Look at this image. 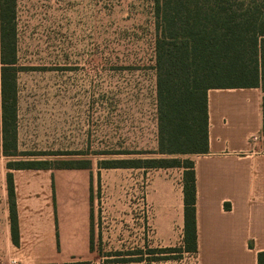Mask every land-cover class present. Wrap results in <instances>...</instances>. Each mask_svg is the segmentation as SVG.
<instances>
[{"label": "rangeland", "instance_id": "obj_1", "mask_svg": "<svg viewBox=\"0 0 264 264\" xmlns=\"http://www.w3.org/2000/svg\"><path fill=\"white\" fill-rule=\"evenodd\" d=\"M8 1L3 3L13 15L8 41L15 48L5 55L13 79L9 104H15V119L5 127L7 153L13 155L6 158L8 168L90 169L89 264H199L184 249L152 251L183 248L178 217L167 239L156 235L167 205L159 189L163 195L169 189L179 193L183 170L109 168L120 160L197 156L154 154L159 35L154 1ZM132 204L143 213V235L126 218ZM138 258L143 261L128 262Z\"/></svg>", "mask_w": 264, "mask_h": 264}, {"label": "crops", "instance_id": "obj_2", "mask_svg": "<svg viewBox=\"0 0 264 264\" xmlns=\"http://www.w3.org/2000/svg\"><path fill=\"white\" fill-rule=\"evenodd\" d=\"M1 66L0 31V264H89L93 174L90 169L8 168ZM263 102L261 88L207 92L208 153L193 159L199 264H258V254L264 253ZM9 174L18 245L11 235ZM159 190L167 205L156 235L164 240L176 217L183 224V195L181 188L179 193L169 189L167 195ZM126 218L135 234L143 235V213L138 214L137 205L132 204Z\"/></svg>", "mask_w": 264, "mask_h": 264}, {"label": "trees", "instance_id": "obj_3", "mask_svg": "<svg viewBox=\"0 0 264 264\" xmlns=\"http://www.w3.org/2000/svg\"><path fill=\"white\" fill-rule=\"evenodd\" d=\"M153 1L159 33L156 42L158 149L154 154L161 157L207 154V92L211 89L249 88H261L264 92V0ZM4 2L0 0L1 97L3 154L7 157L13 155L7 153L5 127L10 117L13 121L15 119V104H9L13 79L5 55L9 51L14 53L15 48H10L8 41L13 28L12 31L7 28L13 15ZM109 168L183 170V248L152 251L170 253L184 249L196 256V177L193 160H120L113 162ZM56 169L88 168L77 165ZM7 185L11 235L13 243L18 245L10 174ZM90 243L92 245V241ZM132 261L143 260H128ZM258 264H264V253L258 254Z\"/></svg>", "mask_w": 264, "mask_h": 264}]
</instances>
